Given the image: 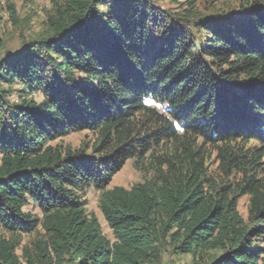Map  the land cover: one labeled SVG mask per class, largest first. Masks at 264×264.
Instances as JSON below:
<instances>
[{
    "label": "trees",
    "instance_id": "obj_1",
    "mask_svg": "<svg viewBox=\"0 0 264 264\" xmlns=\"http://www.w3.org/2000/svg\"><path fill=\"white\" fill-rule=\"evenodd\" d=\"M219 2L54 1L42 34L2 58L0 264H21L17 239L34 233L28 264L263 261L264 0ZM83 132L92 145H53ZM129 160L151 175L108 190Z\"/></svg>",
    "mask_w": 264,
    "mask_h": 264
},
{
    "label": "rangeland",
    "instance_id": "obj_2",
    "mask_svg": "<svg viewBox=\"0 0 264 264\" xmlns=\"http://www.w3.org/2000/svg\"><path fill=\"white\" fill-rule=\"evenodd\" d=\"M59 2L62 0H0V40L2 41V49L0 50V61L6 54L17 53L25 43L31 42L36 36L42 34L44 30V24L47 20V15L53 8V2ZM203 1L199 0L200 9L203 12ZM228 2L232 4L233 8L237 7V0H220L219 4H224ZM169 8H175L174 3H168ZM9 6H13L16 9V18L19 20L18 24H15L9 13ZM37 101L41 100L40 96L34 97ZM14 101V99H13ZM148 105L153 106L161 114H166L165 107L155 104L154 102L147 101ZM95 141V137L87 132L74 133L62 140V142H55L53 145L62 144L65 147H71L74 150L81 149L83 146L92 145ZM87 142V143H86ZM86 143V144H85ZM257 142H252L249 144L250 147L257 146ZM89 155L92 153L88 152ZM148 159V158H146ZM145 163V171L140 170V164H136L135 160H129L124 167L112 178L107 189L111 190L117 187H123L125 189H131L133 186L143 183L146 181L147 177L151 175L146 172L148 162ZM211 171L217 169V164L214 162V157L210 160ZM149 167V166H148ZM99 194L96 190L92 189L87 192L86 209L88 213L94 215L99 223L101 224L104 236L114 241L112 230L109 228L107 221L105 220L98 203ZM31 211L32 206L28 207ZM248 197H243L239 200L238 210L244 219L248 216ZM39 215L38 213H34ZM38 234L22 235L21 238L17 239L19 241V246L17 247L16 254L20 258L21 264H28L23 256V250L26 247L32 248V244ZM0 237H7L12 239V236L5 232L3 227L0 225ZM15 240V239H14ZM172 250H167L164 253L162 262L160 264H195L197 260H194L191 256H181L175 257L171 254ZM214 255H221L222 252H213ZM212 255V254H211ZM207 257V255L205 256ZM260 264H264V254L263 261Z\"/></svg>",
    "mask_w": 264,
    "mask_h": 264
}]
</instances>
